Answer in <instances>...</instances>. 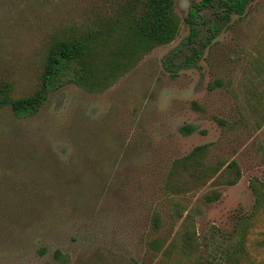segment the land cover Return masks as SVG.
Here are the masks:
<instances>
[{
	"label": "rangeland",
	"instance_id": "obj_1",
	"mask_svg": "<svg viewBox=\"0 0 264 264\" xmlns=\"http://www.w3.org/2000/svg\"><path fill=\"white\" fill-rule=\"evenodd\" d=\"M200 1L152 45L146 0H0V100L89 46L36 114L0 105V264H264V0H213L190 38Z\"/></svg>",
	"mask_w": 264,
	"mask_h": 264
},
{
	"label": "trees",
	"instance_id": "obj_2",
	"mask_svg": "<svg viewBox=\"0 0 264 264\" xmlns=\"http://www.w3.org/2000/svg\"><path fill=\"white\" fill-rule=\"evenodd\" d=\"M250 0H222L219 5L226 16L241 15ZM213 0H201L193 5L185 21L190 38L199 33L198 19L201 10L210 8ZM134 32L152 45L171 42L178 31V22L173 14V0H146L145 7L134 23ZM89 46L79 41H56L47 53L38 91L24 99L12 100L2 96L0 105L9 104L18 116L25 117L38 112L50 91L66 83H77L81 73L89 70ZM82 78V77H81ZM95 84V82H94ZM189 131V128H187Z\"/></svg>",
	"mask_w": 264,
	"mask_h": 264
}]
</instances>
